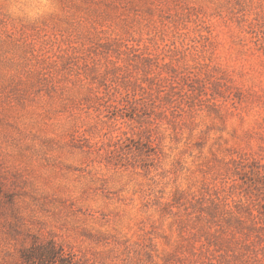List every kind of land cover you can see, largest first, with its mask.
<instances>
[{"label": "rangeland", "instance_id": "1", "mask_svg": "<svg viewBox=\"0 0 264 264\" xmlns=\"http://www.w3.org/2000/svg\"><path fill=\"white\" fill-rule=\"evenodd\" d=\"M264 264V0H0V264Z\"/></svg>", "mask_w": 264, "mask_h": 264}, {"label": "trees", "instance_id": "2", "mask_svg": "<svg viewBox=\"0 0 264 264\" xmlns=\"http://www.w3.org/2000/svg\"><path fill=\"white\" fill-rule=\"evenodd\" d=\"M21 258L22 264H103L53 240L40 244L36 239L22 251Z\"/></svg>", "mask_w": 264, "mask_h": 264}]
</instances>
